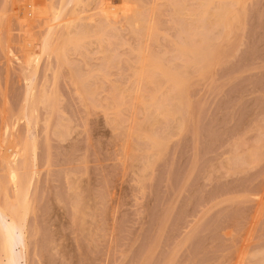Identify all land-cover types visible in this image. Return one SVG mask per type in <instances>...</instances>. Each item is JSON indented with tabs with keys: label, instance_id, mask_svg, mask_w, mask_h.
<instances>
[{
	"label": "rangeland",
	"instance_id": "rangeland-1",
	"mask_svg": "<svg viewBox=\"0 0 264 264\" xmlns=\"http://www.w3.org/2000/svg\"><path fill=\"white\" fill-rule=\"evenodd\" d=\"M58 1L0 0V148L3 140L16 146L25 138L24 119L15 120L6 136L4 122L23 107V78L32 86L33 111L27 108V118L33 159L28 155V165L26 158L17 175H28L29 164L35 173L26 175L30 211L24 223V258L14 259L20 247L13 235V262L264 264V0H230V7L226 0L225 8L235 18L225 12L228 28L209 14L220 5L215 0L207 5L203 0H122L119 8L126 15L137 11L143 26L151 27L146 28L150 36L147 30L148 35L133 30L137 27L120 16L111 18L106 10L113 0H103L107 5L79 0L87 6L75 7L80 17L73 28L91 29L85 44L66 49L60 64L49 54L24 68L22 50H35ZM27 3L35 15L21 27L18 16ZM201 3L209 6L200 12L207 10L204 19L197 12V21L193 11ZM60 4L64 8L63 0ZM68 4L61 7V18ZM49 6H56L55 12ZM60 27L53 32L61 33ZM185 37L211 46L206 55L192 48L200 55V67L195 64L199 72L176 54ZM136 53L149 54L150 62L183 74L178 75L182 80L174 74L184 83L178 91L180 107L171 119L162 116L166 107L161 115L144 105L156 94L153 100L163 106L168 89L161 84L155 91L144 77L139 82L137 73L139 83L134 81L132 73L145 59H135ZM147 66L145 62L142 68ZM73 79L82 80L83 91L90 90L93 97H87L90 91L80 94L81 83L75 85ZM40 92L48 93L46 100L55 96L54 105L51 98L45 106L41 95L37 102ZM110 100H122V107L114 108ZM139 123L150 124L156 147L142 134L146 127L142 132L136 128ZM133 127L141 132L137 137ZM14 148L6 154L10 160Z\"/></svg>",
	"mask_w": 264,
	"mask_h": 264
},
{
	"label": "bare ground",
	"instance_id": "bare-ground-1",
	"mask_svg": "<svg viewBox=\"0 0 264 264\" xmlns=\"http://www.w3.org/2000/svg\"><path fill=\"white\" fill-rule=\"evenodd\" d=\"M62 0H60V1H58V4H57V6H59L58 7V9H56V12H55V8H56V6H55V8H52L51 6H49L48 7V10H49V8H51L49 11H51L52 9V11H54L55 13L54 14H52L51 12H50V18L51 19H49V22H50V24L48 25V28L47 29H45V33L43 34V36H41L40 37V39L39 40H37V42H36V48H35V50L34 51H31V49H26V50H22L23 52V56H22V60H21V64L23 65V67L25 68H28L29 67V64H31V63H33L34 65H35V63L37 62V60H38V58L42 55H44L45 57H47V55H52V57L54 58L53 60L54 61H56L55 63H59L60 61H62L63 60V58H64V56L66 55L65 53H66V51H69V49H73L74 47H76V48H78L77 46H79V47H81V45L83 44H85V40H87V38H88V36L90 37L91 36V34H92V31H91V29L90 30H88V28H87V31L84 33V27H82V28H80L82 31H83V33H80L81 32V30L80 31H78L76 28H73L75 25V21H77V18L78 17H76L77 15H78V13H77V15H76V12H77V10L75 11V9L77 8V4L79 3V5H81V6H85V4H82V3H80L81 1H79V0H63V5H64V8H65V6H66V4L67 3H70L71 5H67L68 7H69V9L68 10H70L72 7L74 8V10L72 11V13H73V15H72V13L70 12V11H68V10H66L67 12V14H65V13H62L63 11H61V13H62V15L64 14V17L62 16V18L60 17L61 15H60V10H63L64 8H63V6H61V4H60V2H61ZM114 2H112L113 4H110V5H112V6H110L109 8L111 9H109L108 7H107V10H106V12H109L108 14H110V17L112 18L114 15L115 16H120V17H122V19L126 22H128V26H130V27H132V26H135V27H137V28H134V27H132L133 28V30H135L136 31V29H138L137 31H140V32H143L144 34L145 33H147V32H145V30H150L151 29V27H149V28H147V25H144L143 26V24H142V22L139 20V19H141L142 20V18L139 16V14L137 13V11H135L134 10V12H128L129 14L128 15H126V14H124V12L126 11H124V8L122 9V8H119V6H120V3L121 4H123L122 3V0H113ZM213 1V0H212ZM217 0H215V3H220V5H221V2H222V5L220 6V5H218V6H216L217 8H215L214 9V12L212 13L210 10V12L211 13H209V14H212L213 16H216V17H213L212 16V18L213 19H215V22L217 21V19H219L218 21H217V25H219V26H221L222 28H223V26L221 25V24H223L224 22L223 21H225V22H227L228 23V21H226L225 20V18L224 17H226L225 16V12L227 11H229L228 13H229V17L230 18H232V17H234V16H232L231 14H234V13H230V10L228 9H226V8H228V7H226L225 8V6H227L228 5V3H229V7H230V5H232L233 3V1H230V0H228V2L226 3L225 1L226 0H218V2H216ZM221 1V2H220ZM236 1V3H237V1L238 0H235ZM65 2H67L66 4H65ZM102 2H103V4L104 5H107V3L105 4V1H103L102 0ZM201 2H207L206 3V5L208 4V2H209V0L207 1H205V0H203V1H201ZM214 2V1H213ZM227 4H225V3ZM84 3H86V2H84ZM205 3H203V4H205ZM212 3V2H211ZM210 3V4H211ZM235 3V2H234ZM138 4V3H137ZM202 3L201 4H199L198 5V7H197V9H195L194 11L196 12V14H195V12L193 11V14H194V16H196L195 17V19H197V21H200L201 19H204V16H206V11H204V15H203V13H200V12H203V10H204V8H206V7H208V6H206V5H203ZM124 5V4H123ZM131 5V4H130ZM202 5V6H201ZM234 5V4H233ZM87 6V5H86ZM85 6V7H86ZM204 6V7H203ZM63 9H62V8ZM71 7V8H70ZM76 7V8H75ZM123 7H126V8H129V7H127V6H123ZM132 7H133V5H132ZM200 7H202L201 9H200ZM218 7H221V8H218ZM140 8V7H139ZM199 8V9H198ZM23 9V13L20 11H18L19 12V16L18 17H20V19H21V23L18 21V17H16V18H18L17 19V21L16 22H19L20 24H22V25H19V26H21V27H24L23 25H26V24H28L29 22H27V21H29V19L30 18H34V15H35V12H34V8H33V5L31 4V3H27L26 4V6H25V10H24V8H22ZM83 9V8H82ZM81 9V7H80V9L78 10V12L80 11V10H82ZM131 10V9H130ZM198 10V11H197ZM128 11V10H127ZM64 12H65V10H64ZM75 12V13H74ZM105 12V13H106ZM197 12L198 13H200V14H198V15H202L203 17H201L200 18V16H199V18H200V20L197 18L198 17V15H197ZM227 12H226V15H227ZM21 13V14H20ZM71 13V14H70ZM107 14V13H106ZM107 14V15H108ZM116 14H118V15H116ZM193 14H192V16H193ZM16 15V14H15ZM17 15H18V13H17ZM21 15V16H20ZM74 15H75V17H74ZM191 15V14H190ZM223 15H224V17H223ZM79 16V15H78ZM126 16V17H125ZM209 15L207 14V17H208ZM80 17V16H79ZM211 17V16H210ZM61 18V19H60ZM64 18V19H63ZM85 17H83V18H80V19H84ZM221 18H224V19H222V20H220ZM150 19V18H149ZM194 19V18H193ZM233 20H235V18H232ZM231 20V19H230ZM232 20V21H233ZM32 21V20H31ZM83 21V20H82ZM143 21V20H142ZM196 21V20H195ZM219 21H220V23H219ZM25 22H27V23H25ZM150 22H151V19H150ZM213 22V21H212ZM222 22V23H221ZM231 22V21H230ZM230 22L228 23V24H230ZM25 23V24H24ZM51 23H54L53 25H51ZM79 23V22H78ZM61 25V27H60V25ZM151 24V23H150ZM226 24V23H225ZM225 24H223L224 25V27L225 28H228V27H226V26H229V25H226L225 26ZM132 25V26H131ZM60 27V29H61V33L59 32V33H57V34H55L53 31V29L56 27ZM55 28V29H56ZM141 28H142V30H141ZM145 28V29H144ZM147 28V29H146ZM224 28V29H225ZM74 30V31H73ZM93 30V29H92ZM147 30V31H148ZM152 30V29H151ZM23 31V30H22ZM77 31V33H75ZM89 31V32H88ZM79 32V33H78ZM96 31H95V29H94V31H93V33H95ZM100 31H98V32H96V34L97 33H99ZM151 31H148V33H149V35H148V33H147V35L148 36H150V35H152V33H150ZM153 32V31H152ZM188 32V31H187ZM55 35H54V34ZM88 33V34H87ZM89 33H90V35H89ZM102 33V32H101ZM100 34V33H99ZM190 34V33H189ZM88 35V36H87ZM94 35V34H93ZM101 35V34H100ZM146 35V36H147ZM184 35V34H183ZM54 38H53V37ZM95 36V35H94ZM145 36V37H146ZM147 36V37H148ZM53 38V39H52ZM86 38V39H85ZM96 38V37H95ZM186 38V39H185ZM184 39L182 38V40L179 42V44L181 45L180 46V48L177 46V52H179V53H176L177 55L179 54L180 55V57L183 59V57L185 58L184 60H185V62H188V63H190V62H193L192 63V65H193V68H194V70L196 71L197 70V66L195 65L196 63H197V65H199L200 63H198L199 61V59L197 58V54L199 55V53L198 52H196L195 54H194V52L197 50V51H201L200 52V54L202 55V53H204L205 55H206V53L205 52H207V53H210L211 54V52H210V44L209 45H207V44H202V43H204L203 42V40L202 39H199L198 40V42H191V40H189V39H187V37H185ZM99 39H101V37L99 38ZM96 40H97V38H96ZM178 40V39H177ZM189 40V41H188ZM23 41V40H22ZM201 41V44H199V42ZM29 42V41H28ZM28 42H26V46H29V43ZM189 42V43H188ZM191 42V43H190ZM178 44V43H177ZM190 44H191V46H190ZM33 45V44H32ZM82 45V46H83ZM189 45V46H188ZM196 47H195V46ZM199 45H200V47H202V45H205V46H203V48H206V49H208V50H206V49H203V51L202 50H200L199 48ZM207 45V46H206ZM73 48H72V47ZM209 46V47H208ZM68 47H70V48H68ZM189 47H191V48H189ZM194 47V52H193V50H192V48ZM198 47V48H197ZM208 47V48H207ZM27 48H30V47H27ZM138 48H139V46H138ZM179 48V49H178ZM67 49V50H66ZM75 49V48H74ZM66 50V51H65ZM131 50V49H130ZM134 50V49H133ZM139 50H140V48H139ZM179 50V51H178ZM65 51V53H63ZM135 51V50H134ZM141 51V50H140ZM173 51H175V50H173ZM142 52V51H141ZM176 52V51H175ZM65 54V55H64ZM192 54H194L195 56H193ZM64 55V56H63ZM146 55V54H145ZM179 55H178V57H179ZM209 55V54H208ZM134 56V55H133ZM141 53H136V56H134V58L135 59H137V60H142L141 59V57L143 56L145 59L144 60H142V61H140V63L141 62H143L142 64L143 65H139V67H140V69H138V68H136L135 67V69H138V70H134V74L132 73V75L135 77V79H134V81L136 82L138 79H139V82H140V79H143V77H144V80L146 79L148 82H150L151 84H153L152 86H153V89H154V87H155V91H157L158 90V88L161 86V84L163 85V84H165V85H167V89H168V92H167V94L165 93V95L164 96H167L168 95V97H167V99L166 98H164V96H162V98L164 99L162 102H164V105L162 106L160 103H158V105H156L157 104V102L155 103V101L153 100L154 98H155V95H154V98H153V96L151 97L150 96V98H148L149 100L147 101V102H149V103H146L145 101V103H144V105H147L149 108L152 106V108H156L155 110H159V112H160V114L162 115V112L160 111V110H162L163 108H167V111H165V114L164 115H162L164 118H166L167 120L170 118H172V116L173 115H175V113L177 112V110H178V107H180L179 106V104H181V100L179 101V99H180V95H179V93L180 92H182L181 91V89H180V86H183V84H182V82L184 81H180V83L181 84H179V80L178 79H176L175 80V78H180V80H182V73H179V72H174V70H171V68L169 69L167 66V70H165V69H162L159 65H158V63L156 64V63H152V62H150L149 61V59H147L148 57H149V54L147 55V56H144V55H142L141 57ZM194 58H193V57ZM200 56V55H199ZM198 56V57H199ZM61 57H63V58H61ZM156 57V56H155ZM186 57H188V58H186ZM193 58L195 61H197V62H195L193 59H191V58ZM210 57V56H209ZM61 58V59H60ZM150 58L152 59L153 57L152 56H150ZM134 59V60H135ZM58 60H60L59 62H58ZM103 60H104V58H103ZM135 61V62H138V61ZM145 60H147V61H145ZM191 60H193V61H191ZM207 60V59H206ZM160 61V60H159ZM208 61V60H207ZM206 61V62H207ZM104 62V61H103ZM106 62V61H105ZM134 62V61H133ZM132 62V63H133ZM145 62H146V64L147 65H149V66H147L146 68L144 67V68H142V66H144V64H145ZM148 62V63H147ZM204 63H202L201 65L202 66H204L206 63H205V61H203ZM20 63V62H19ZM61 63V62H60ZM59 63V64H60ZM131 63V64H132ZM150 63L151 64H153V65H150ZM134 64V63H133ZM191 64V63H190ZM204 64V65H203ZM166 65V64H165ZM164 64H163V66H165ZM56 66L58 67V64H56ZM146 66V65H145ZM202 66H201V69H202ZM60 67V66H59ZM58 67V68H59ZM171 67V66H170ZM188 67V66H187ZM195 67H197L196 69H195ZM199 67H200V65H199ZM205 67V66H204ZM33 68H35V67H33ZM142 68V69H141ZM176 68V67H175ZM174 67H173V69H175ZM133 69V68H132ZM131 69V71H133ZM200 69V68H199ZM200 69V70H201ZM204 69V68H203ZM143 70H145V71H143ZM184 70H186V67L184 68ZM138 71V72H137ZM182 72V71H181ZM185 72V74L187 73V71H184ZM196 72H199V70H197ZM201 72V71H200ZM138 74V79L136 78L137 76L135 75V74ZM155 73H157V75L155 74ZM172 74V75H171ZM174 74H177V76L174 78ZM181 75L180 77H178V75ZM173 76V77H172ZM133 77V78H134ZM26 78H28V77H26ZM26 78H23L24 80H26V84L24 85V91H23V95H22V108L20 109V111L13 117V119H12V121H5L4 122V124H5V130L3 131V134H5L4 136H6V134H8V133H10V131H11V128H12V126H13V124H14V121L16 120H18V119H20V118H22V119H24L25 120V125H24V129H25V138H22L21 139V141H20V143H18L16 146H12L11 144H9V143H7L6 142V140H3L2 142H3V147H1L0 148V166H2V168H1V171H0V175H1V178H0V264H15L16 262L15 261H17L16 259V256H18V259L20 260V258H24V250H25V240H26V237H25V232L26 231H24V223H25V219H26V215H27V213L30 211V203L28 202V201H30V200H27L28 199V188H27V184H29L28 183V178H27V176L29 177V172H31L30 174L32 175L33 173H35V170L34 169H32V168H30V165L31 164H29V167H28V169H30V170H28L29 172H28V175L27 174H25L23 177H18V175H17V170H18V168H22L23 166H24V168L26 167L25 166V160H26V158L28 157V155H31V158L33 159V150H34V143H33V138H32V136L28 133V129H29V127H30V122H29V120H28V115H29V113L30 112H32L33 110L31 109L32 107H31V103H32V99H31V97H32V86L30 85V83H27L29 80L28 79H26ZM78 78V77H77ZM132 78V79H133ZM76 79V78H75ZM131 79V80H132ZM28 80V81H27ZM178 80V81H177ZM77 81V80H74L73 79V83H75V82ZM147 81H146V83H147ZM77 82H80L81 84H79V83H77ZM76 83H75V85L76 84H79L78 86L79 87H81V92H80V90H78L79 91V93L80 94H82V95H87V93L85 92V91H87V92H89L90 90H86V89H84L85 91H83V88H82V80L80 81V80H78ZM138 81H137V83H139ZM167 83V84H166ZM184 83V82H183ZM148 85H150L149 83H147ZM137 85V84H136ZM78 87V89H80ZM163 87V86H162ZM111 88H113L114 90H115V88L114 87H112L111 86ZM136 89H139L138 88V86H136L135 87ZM134 88V89H135ZM135 89V91H133V93H134V95L136 96L137 95V90ZM152 89V88H151ZM180 90V91H179ZM44 91V90H43ZM178 91H179V93H178ZM49 92V91H48ZM51 92V91H50ZM49 92V94H48V96L51 94ZM84 92H85V94H84ZM46 93H42L41 94V92H40V94H38V96H36L37 98H36V100H37V102L39 101V99L38 98H40V95H41V100L42 99H44V101L45 102H43L42 101V103H44V105L45 106H47V100H46V97H48L47 95H45ZM92 93L93 92H89L88 93V95H87V97L89 98H92L93 97V95H92ZM123 93V92H122ZM121 93V94H122ZM170 93V94H169ZM52 94L54 95V93L52 92ZM120 94V93H119ZM120 94V95H121ZM181 94V93H180ZM37 95V94H36ZM44 95V96H43ZM51 96V95H50ZM110 96V95H109ZM161 96V95H160ZM173 96V100H172V98H171V100H170V97H172ZM111 97V96H110ZM120 97H123V96H120ZM179 97V98H178ZM50 99L48 100L49 101V105L52 103L50 100H51V98H52V101L54 100V102L52 103V105H54V103H55V96H52V97H49ZM108 98V97H107ZM136 98H137V96H136ZM176 100H175V99ZM125 99V98H124ZM133 99H135V97L133 98ZM41 100L39 101V102H41ZM93 100V99H92ZM109 100V99H108ZM153 100V101H152ZM177 101V103H175V101ZM111 101V100H110ZM122 101V100H121ZM120 100L119 101H115V100H112L111 102H113L112 104L113 105H117V106H114V108L115 107H117L118 108V106L120 105L121 107H122V102H121ZM170 101H172V102H170ZM179 101V102H178ZM51 102V103H50ZM110 102V103H111ZM114 102H116V103H114ZM142 102V101H141ZM174 102V103H173ZM30 103V104H29ZM46 103V104H45ZM119 103V104H118ZM121 103V104H120ZM165 103H166V106H165ZM27 104H29V105H27ZM108 104H109V101H108ZM107 104V105H108ZM112 104H110V106H108V107H110V108H112ZM140 104H142V106H144L143 105V102L142 103H140ZM157 106H155V105ZM163 104V103H162ZM173 106H172V105ZM176 104V105H175ZM177 104H178V107H177ZM48 105V106H49ZM50 106L51 107V109L53 108V106ZM47 106V107H48ZM119 106V107H120ZM169 106H171V107H169ZM174 106H176V107H174ZM182 106V105H181ZM29 107V110H30V112H29V110H27V108ZM107 107V109H104V107H103V109L104 110H108V109H110V108H108ZM160 107V108H159ZM163 107V108H162ZM169 107V108H168ZM173 107L175 108L174 110H173ZM162 108V109H161ZM50 109V108H49ZM113 109V108H112ZM111 109V110H112ZM169 109H171V110H169ZM180 109V108H179ZM26 110H27V112H26ZM103 110V111H104ZM164 110V109H163ZM114 111V110H113ZM115 111H117L116 109H115ZM114 111V112H115ZM119 111V110H118ZM113 112V113H114ZM164 112V111H163ZM27 113H28V115H27ZM170 114V116L171 117H167L168 115ZM165 115H166V117H165ZM174 118V117H173ZM178 122V121H177ZM177 122H175L174 121V123H177ZM178 124V123H177ZM136 125V124H135ZM150 124H147V126L146 125H143V124H141V127H140V123H139V127H138V124H137V126H136V128H139L140 129V131L142 132V129L141 128H143V129H146L147 128V130L145 131V132H142V134L143 135H145L144 137L146 138H148V139H146L147 141H148V144H149V142H150V144L149 145H157L158 144V142L155 140V138H153V140L151 139V141H150V135L151 136H153L150 132H149V130H148V126H149ZM146 127V128H144V127ZM32 127V126H31ZM114 127V126H113ZM132 130L134 129L135 131H132V132H135V133H133V135L135 134V136L137 135V133L138 134H141V132H139V130H137V132H136V129H135V127H133V128H131ZM147 132L149 133V134H147ZM129 133H130V131H129ZM2 134V135H3ZM147 135V136H146ZM24 136V135H23ZM128 136V135H127ZM137 137V136H136ZM155 137V136H154ZM143 138V137H142ZM152 138V137H151ZM158 138V137H157ZM2 139H4L3 137H2ZM1 139V140H2ZM145 140V141H146ZM159 140H161L162 141V139L160 138ZM152 143V144H151ZM160 144V143H159ZM156 145L155 146H152L153 148L154 147H156ZM15 147V148H14ZM12 148H14L13 149V152H12V159L10 160V159H8L7 157H6V154L7 153H9L11 150H12ZM149 148V147H148ZM14 160H16L15 162H14ZM32 161V160H31ZM31 163V162H30ZM26 164L28 165V158H27V160H26ZM18 167V168H17ZM31 167H33V166H31ZM34 168V167H33ZM27 175V176H26ZM30 175V176H31ZM27 191V192H26ZM13 235H15L16 237H17V239H18V244H19V251H20V253H19V251H18V253H17V255H15L14 256V259H15V261L13 262V260L14 259H12V257H11V254H12V251H11V248H12V242H11V239H12V241H13ZM21 261V260H20Z\"/></svg>",
	"mask_w": 264,
	"mask_h": 264
}]
</instances>
